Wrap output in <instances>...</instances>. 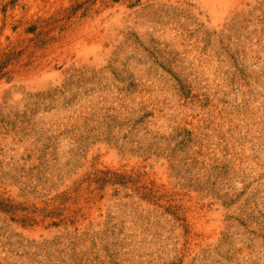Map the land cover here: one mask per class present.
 I'll return each instance as SVG.
<instances>
[{
    "label": "rangeland",
    "instance_id": "1",
    "mask_svg": "<svg viewBox=\"0 0 264 264\" xmlns=\"http://www.w3.org/2000/svg\"><path fill=\"white\" fill-rule=\"evenodd\" d=\"M0 264H264V0H0Z\"/></svg>",
    "mask_w": 264,
    "mask_h": 264
}]
</instances>
